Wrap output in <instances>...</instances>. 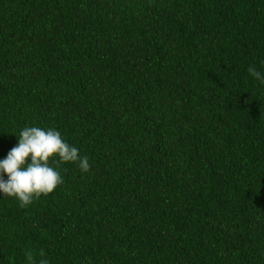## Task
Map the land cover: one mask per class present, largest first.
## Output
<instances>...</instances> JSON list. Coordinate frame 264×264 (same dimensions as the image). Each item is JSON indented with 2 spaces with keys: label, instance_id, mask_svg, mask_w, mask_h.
<instances>
[{
  "label": "trees",
  "instance_id": "1",
  "mask_svg": "<svg viewBox=\"0 0 264 264\" xmlns=\"http://www.w3.org/2000/svg\"><path fill=\"white\" fill-rule=\"evenodd\" d=\"M253 66L264 0H0V160L35 126L91 166L0 193V264H264Z\"/></svg>",
  "mask_w": 264,
  "mask_h": 264
},
{
  "label": "clouds",
  "instance_id": "2",
  "mask_svg": "<svg viewBox=\"0 0 264 264\" xmlns=\"http://www.w3.org/2000/svg\"><path fill=\"white\" fill-rule=\"evenodd\" d=\"M248 71L264 83V77L254 66ZM57 156L59 163L79 162L81 172L90 170L88 157H81L79 149L64 140L56 129L24 127L19 133L17 146L0 160V193L17 198L25 207L32 203L34 197L53 192L64 182L59 171L50 166V158L55 162ZM27 258L31 260L32 256ZM39 264H48V261L42 259Z\"/></svg>",
  "mask_w": 264,
  "mask_h": 264
}]
</instances>
